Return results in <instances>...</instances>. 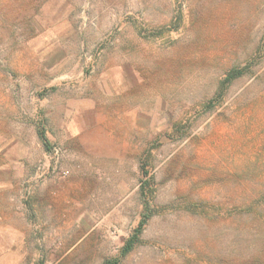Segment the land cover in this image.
<instances>
[{
    "label": "rangeland",
    "instance_id": "374dc122",
    "mask_svg": "<svg viewBox=\"0 0 264 264\" xmlns=\"http://www.w3.org/2000/svg\"><path fill=\"white\" fill-rule=\"evenodd\" d=\"M114 259L264 264V0H0V264Z\"/></svg>",
    "mask_w": 264,
    "mask_h": 264
},
{
    "label": "trees",
    "instance_id": "16d2710c",
    "mask_svg": "<svg viewBox=\"0 0 264 264\" xmlns=\"http://www.w3.org/2000/svg\"><path fill=\"white\" fill-rule=\"evenodd\" d=\"M243 70L244 69H237V68L230 69L227 72V74L225 75V77L222 80V82L220 83V86L222 87V86H224V84L230 83L232 80H234L235 78L240 76L243 73ZM40 137H41V139L43 141H45L44 140V136L42 135V133H40ZM44 143H46V142H44ZM144 173L145 174H143V175H144L145 179L142 180V181H144L145 184H143V185L140 184V188H139V193H140L141 197H143V198L146 197V195H147L145 190H144L145 187L146 186L148 187V184L150 186V183H149L150 181L148 182L149 178L146 177V172H144ZM145 203H146L145 204V209H147L148 208V206H147L148 202L146 201ZM147 218H148V214H145L143 216V218L141 219V221L139 222L138 226L135 228L134 233H132L131 236L126 240V242L123 245L122 250H121V254L122 255L126 254L127 252H129L133 248V246L136 243V241L138 239V236H139V234H140V232L142 230V225L145 223ZM115 261H117V260L114 259V260L106 261L105 264H113Z\"/></svg>",
    "mask_w": 264,
    "mask_h": 264
}]
</instances>
